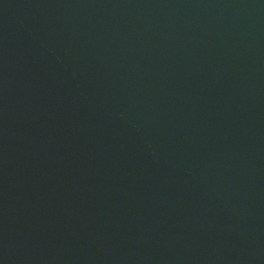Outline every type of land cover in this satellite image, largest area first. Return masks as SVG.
<instances>
[{"label":"water","instance_id":"obj_1","mask_svg":"<svg viewBox=\"0 0 264 264\" xmlns=\"http://www.w3.org/2000/svg\"><path fill=\"white\" fill-rule=\"evenodd\" d=\"M0 264H264V0H0Z\"/></svg>","mask_w":264,"mask_h":264}]
</instances>
